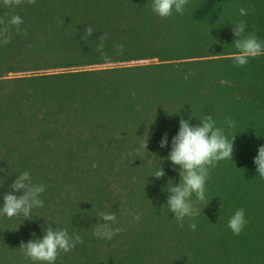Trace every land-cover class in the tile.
I'll list each match as a JSON object with an SVG mask.
<instances>
[{
  "label": "trees",
  "instance_id": "trees-1",
  "mask_svg": "<svg viewBox=\"0 0 264 264\" xmlns=\"http://www.w3.org/2000/svg\"><path fill=\"white\" fill-rule=\"evenodd\" d=\"M194 1L195 7L187 6L183 16L174 13L161 20L151 11L152 0H36L34 5L15 8L4 7L0 0V16L20 15L24 21L21 27L27 31L25 36L13 29L10 43L0 45V159L20 163L14 169L10 165L0 175V206L3 194L11 190L20 173L30 172L34 184L45 183L44 177L31 169L32 158L84 157L92 168L77 174L69 168L65 174L74 182L75 178L84 181L82 187L90 192L78 194L81 200L70 203L68 213L60 215L61 222L59 210H54L49 198L54 187L45 186L40 197L43 207L33 209L30 220L22 215L11 219L0 216L5 222L0 224V241L20 237L22 222L30 226L22 235L31 240L42 238L44 229L51 225L83 238V244L62 252L55 264H141L151 236L164 230L161 226L153 229L154 222H161L156 211L163 209L152 206L167 202L170 185L180 182L179 166L167 159L179 121L182 117L196 125L211 115L229 140L235 135L232 160L220 161L211 170L203 201L207 207L214 200L218 207L215 211L220 217L214 222L218 223L221 241L218 245L213 240L192 246L198 251L213 245L225 250L229 237L236 236L228 221L239 208L244 209L248 223L232 248L244 244L243 233L249 222L264 218V179L254 164L258 148L264 145V104L254 107L252 102L241 101L233 89L247 85L251 92L264 91V76L252 80L256 67L260 73L264 67L257 61L235 66L229 57L234 52L223 53L215 35L228 29L227 24H234L230 21L233 7L248 3L246 33H250L247 26L252 21L261 28L257 34L263 36L264 0ZM86 26L93 28V35L83 40ZM104 33L108 34L104 51L112 63L151 58L163 62L3 79L24 70L106 64L97 52L99 36ZM115 44H123V54H117ZM229 117L236 122L232 130L225 124ZM165 133L168 144L161 148L159 142ZM146 142L147 149H141ZM137 149L143 156L139 171L134 173L137 177L128 174L122 178L121 171L128 170L123 165L114 181L108 180L115 157H136ZM160 166L165 176L157 179L152 175ZM89 182L94 184L92 188ZM60 200L65 205L64 198ZM119 202L126 207L123 212ZM203 202L197 205L200 210ZM140 204L148 211L144 216L140 213L138 224L142 226L135 228L136 222L128 213L137 212ZM99 211L114 212L127 230H135L132 244L113 246L114 238L97 239L92 233ZM160 216L163 219L164 213ZM145 217L147 223L143 225ZM175 230H180L177 225Z\"/></svg>",
  "mask_w": 264,
  "mask_h": 264
},
{
  "label": "clouds",
  "instance_id": "clouds-1",
  "mask_svg": "<svg viewBox=\"0 0 264 264\" xmlns=\"http://www.w3.org/2000/svg\"><path fill=\"white\" fill-rule=\"evenodd\" d=\"M191 0H152L151 11L161 20H166L178 14L183 16L187 11V6ZM6 8H15L22 5H34L36 0H2ZM241 16H247L248 10L241 7ZM24 23L22 17L13 13L0 16V45H7L11 41V31L14 29L17 34L27 35L26 29L21 25ZM235 39L233 46L236 51L232 54L235 66L243 67L250 59L264 55V41L258 39L253 33H246V22L241 21L232 29ZM93 35V28L86 26L84 36L86 40ZM108 39V34L99 36L97 52L106 64L112 63L111 57L104 51V42ZM117 54H123V44H115ZM223 83V81H222ZM225 124L229 130L236 126L234 119L229 117ZM235 135L229 140L225 131L216 126V121L211 115H205L199 124H190L189 120L181 117L179 121V131L172 138L171 151L167 159L172 165L179 166L180 182L178 186L172 185L168 189L167 207L173 214L177 225L184 227L186 218L188 228L195 231L197 224L194 219L201 214L197 206L206 199V181L210 178L213 170L220 161L232 160L233 142ZM168 144L167 133H165L159 146L166 147ZM141 149H147V142L141 145ZM140 149L136 150L139 154ZM256 170L261 179H264V145L258 148V155L254 158ZM155 178H163L165 172L161 166L152 175ZM10 191L3 194V204L0 206V216L11 219L16 216H23L30 220L32 211L35 208L43 207L44 201L40 198L45 191L44 184H34L31 173L24 171L11 183ZM14 193H21L19 195ZM195 196V200L192 197ZM128 215L136 223L140 221L141 215L138 212L129 211ZM93 235L97 239L112 240L117 234L125 231L122 227H114L116 224V214L114 212L99 211ZM248 221L245 218L243 208L237 209L228 221V228L236 236H239ZM78 244H83V238L78 233L69 234L67 228H53L48 225L44 229L42 238L32 239L29 242L21 243L20 249L25 258L30 259L34 264H55L58 256L73 250Z\"/></svg>",
  "mask_w": 264,
  "mask_h": 264
},
{
  "label": "rangeland",
  "instance_id": "rangeland-1",
  "mask_svg": "<svg viewBox=\"0 0 264 264\" xmlns=\"http://www.w3.org/2000/svg\"><path fill=\"white\" fill-rule=\"evenodd\" d=\"M239 1H248V0H239ZM196 2L194 0H191L189 7H195ZM248 3L242 5L239 4L236 9L235 7L232 8L230 21H232L234 24H227L229 26L228 29H225L221 34L218 32L217 35H215L216 39H220L218 42V45L221 46L223 53L229 52L232 50V52H235L236 49L234 48L233 41L235 39L234 33L232 31L233 26L241 21L245 22L246 17L241 16L239 13V9L241 7L247 9ZM234 17L236 22L234 21ZM221 19V17L219 18ZM252 22V21H251ZM250 22V25L247 26L250 28V33L255 34L258 39L261 41H264V35L260 36L258 35V31L261 29L260 27L257 28V23ZM218 26H220L218 24ZM254 28L256 30H254ZM217 54V53H216ZM218 55V54H217ZM212 56L211 58H213ZM217 59L220 56H215ZM232 57V54L229 56ZM215 59V58H213ZM251 61H257L258 64L262 65L264 67V55H261L257 58L250 59ZM163 61L159 60L158 58H151V59H145V60H138V61H130V62H114L110 64H98V65H91V66H84V67H71V68H53L48 67L46 69L41 70H24L16 73H9L6 76L3 77V79H11V78H17L21 76H31V75H37V74H48V73H58V72H65V71H76V70H91V69H112V68H119V67H126V66H137V65H148V64H158L162 63ZM248 62V63H249ZM232 64H234V61H231ZM235 65V64H234ZM257 72H252V80L256 79L258 77L264 76V70L263 72H259L258 68L256 67ZM235 91V94L239 98V100H247L248 104L252 102L254 107L259 106L261 104H264V91H254L251 92V87L247 88L246 86H239L236 85V87L233 89ZM254 114V112H253ZM248 125H251L248 123ZM142 153H139L136 155V157L132 156H121L118 155L114 159V169L110 175L107 176L108 180H111L112 182L116 178L115 175L121 171L122 166L124 165L128 170L121 171L122 178L125 176L127 177L128 174H132L135 177H137L136 174L139 170L140 164L139 162L142 161L143 157L141 155ZM33 160L30 161L31 169L34 172H37V175L39 177H44L45 183L44 185L46 187H54V191L50 193V201L53 204L54 210H59L58 219L60 222L63 220V217L60 216L62 214L68 213V208L70 203H75L81 199H78V194L83 192H90L85 187H82L83 182L78 181L79 178H75V182L71 179H68L65 174L68 172L69 168L73 169L77 173H87L91 171V165L89 164V159L84 157H76L72 159H65V158H32ZM129 162V166L126 165V163ZM0 175L5 171L6 168H8L10 165H12V168L14 169V166H19V161L10 163L7 160L0 159ZM54 166V167H53ZM66 167L65 169H63ZM61 168L62 173L58 171V169ZM9 169V168H8ZM175 174V173H174ZM179 174V173H178ZM47 175V176H46ZM173 175V174H172ZM175 175H173L174 178ZM74 179V174L72 175ZM91 184V188L94 186L92 182H89ZM173 184L170 185V187ZM64 198L65 205H61L63 203H60V199ZM211 200V199H210ZM205 203L203 202V207L201 208V214L197 216L193 222L197 224V228L195 231H192L188 228V219L186 218L184 227L180 228L177 225V222L171 215V212L168 211L167 202H162L159 204H154L152 206L153 209L162 208L164 213V218L162 219V216H160L161 212L156 211L157 213V220H160L161 222H154L153 229L156 230L158 226H161L164 228L162 232H155L151 238L152 241L149 242V248H145L143 250L144 256L141 257L142 261L141 264H264V218H258L254 219L251 222H249V226L245 228V232L243 233V236L245 237V242L243 245L239 247V249H233L232 246L234 243L238 242L240 238L236 236L229 237V241L227 242V248L225 250L220 249L218 247H215L214 245L212 247L208 248H201L202 250L198 251L195 249L194 244H210L214 240L217 245L221 241V238L217 236L219 233L217 230L218 223L214 222L216 218H219L220 215H218V212L215 211L217 206H215L214 200H211L210 203L206 204L208 205L205 207ZM120 205V212H123L126 207L124 206L123 202H119ZM160 205V206H159ZM79 206V204H76V207ZM214 209L216 214H212L211 210ZM49 211V210H48ZM138 213H141V215H145L148 211L147 207H143L141 204L138 206V209H136ZM210 214L214 215L213 218L210 217ZM57 221L59 222V220ZM122 220V219H121ZM120 219L117 218L116 224L114 227H122L125 228L124 239L123 235H120L119 237L117 234L114 237V242L112 243L113 246H118L119 243L123 245H129L132 244V238L133 235H135V230L126 229V226ZM44 221V220H43ZM41 221L39 223L42 224ZM4 220L0 219V224H4ZM146 217L144 218L143 225H146ZM176 225L179 227V231L175 230ZM22 228L18 230V233L20 234V237L15 238V240H9L7 238H4L0 241V248H2V251L0 252V264H34L32 261H26L25 256L23 255L22 250L19 248L21 243H27L31 240L27 239V237H23L22 232L27 231V229L30 227L27 222H22ZM142 226V224H135V228H138ZM143 230L147 231L143 228ZM122 233V232H121ZM221 233V232H220ZM36 231L32 234L35 235ZM31 235V236H32ZM33 237V236H32ZM34 238V237H33ZM36 238H41L36 236ZM205 246V245H204ZM104 252H107V249H103ZM122 252L124 251L121 250ZM71 262V260L69 261ZM115 264V262L113 263Z\"/></svg>",
  "mask_w": 264,
  "mask_h": 264
}]
</instances>
